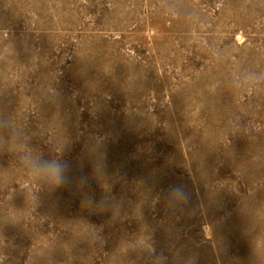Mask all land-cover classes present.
Segmentation results:
<instances>
[{"label": "rangeland", "instance_id": "1", "mask_svg": "<svg viewBox=\"0 0 264 264\" xmlns=\"http://www.w3.org/2000/svg\"><path fill=\"white\" fill-rule=\"evenodd\" d=\"M252 72L264 0H0V116L74 178L35 197L0 154V262L264 264Z\"/></svg>", "mask_w": 264, "mask_h": 264}, {"label": "clouds", "instance_id": "2", "mask_svg": "<svg viewBox=\"0 0 264 264\" xmlns=\"http://www.w3.org/2000/svg\"><path fill=\"white\" fill-rule=\"evenodd\" d=\"M246 79L253 84H259L264 82V73L252 72ZM67 147V143L52 145L50 155L46 156L44 152L32 146L30 138L23 129L13 123L10 116H0V154L7 152L14 157L15 167L22 170L25 177L36 187L33 193L35 197L42 190H56L74 182V178L69 174L70 164L65 159ZM86 183V177L79 178L81 191ZM20 190L24 191V188ZM169 195L177 202L188 199V193L182 185L172 186ZM94 202V198L84 195L82 206L91 207Z\"/></svg>", "mask_w": 264, "mask_h": 264}]
</instances>
